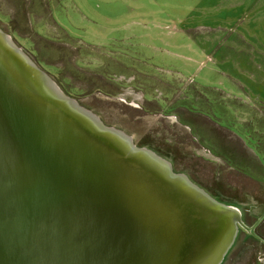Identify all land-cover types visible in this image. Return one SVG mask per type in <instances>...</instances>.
Returning <instances> with one entry per match:
<instances>
[{
	"label": "water",
	"instance_id": "95a60500",
	"mask_svg": "<svg viewBox=\"0 0 264 264\" xmlns=\"http://www.w3.org/2000/svg\"><path fill=\"white\" fill-rule=\"evenodd\" d=\"M248 231L67 96L0 28V264H221Z\"/></svg>",
	"mask_w": 264,
	"mask_h": 264
},
{
	"label": "rangeland",
	"instance_id": "374dc122",
	"mask_svg": "<svg viewBox=\"0 0 264 264\" xmlns=\"http://www.w3.org/2000/svg\"><path fill=\"white\" fill-rule=\"evenodd\" d=\"M0 28L45 72L56 66L64 88L109 94L80 103L124 114L134 141L171 158L177 173L238 203L263 191L264 76L250 67L264 66V0H0ZM244 64L254 84L237 71ZM183 106L254 149L246 165L234 162L239 153L224 154L250 180L200 152L202 138L176 124ZM204 125L212 155L220 142L236 144Z\"/></svg>",
	"mask_w": 264,
	"mask_h": 264
},
{
	"label": "flooded vegetation",
	"instance_id": "af4514ba",
	"mask_svg": "<svg viewBox=\"0 0 264 264\" xmlns=\"http://www.w3.org/2000/svg\"><path fill=\"white\" fill-rule=\"evenodd\" d=\"M12 39L32 59V61L40 69L43 70L42 65H44V63L39 60L36 61L32 57V55L29 54L28 51H26L23 47H21L13 37ZM115 63L120 64L119 60L117 59ZM51 66L55 70V73L53 75L48 74L47 72L46 73L56 82V84L60 87V89L67 96L77 100L80 105H82L83 107L95 113L105 125L124 131L125 133L130 135L134 141V136L131 135L129 132L133 134L135 133L136 130L133 129L131 122L126 121V116L124 114H121L119 111H116L117 109L110 110L103 106H99L98 108L94 109V108L87 107L86 105H83L80 103V100L82 99L93 100L94 97H96L97 99L101 97L111 98L109 94L101 93V91H98L97 93H94V94H88V93L83 94V93L76 92V87L71 88V90L67 89V87L64 88V86H62V84L56 80V74L58 73V68L53 65ZM104 80L106 83H108L109 85H112L114 88L122 87L117 82L111 81L107 78H104ZM145 98H146V95L143 99L145 100ZM146 102H148V100H146ZM189 113H193V112H189ZM146 114H148V112H144L143 115H146ZM180 121L181 119L179 120V122H176V124L180 125L181 124ZM134 143L138 145V143H136L135 141ZM144 147L148 149L152 148V147H149L148 145H144ZM162 155L167 157L165 154H162ZM166 159L170 161V163L172 164L173 170L175 171V168H174L175 163L169 157H167ZM181 173L185 174L193 183H195L197 186L205 190L215 200L221 203H224L226 205L234 206V207L239 205V207L237 206L236 208L240 211L242 221L248 231L242 228L238 229L235 242L230 248V250L228 251V253L226 254V256L224 257V260L221 264H264V209H263L264 188H263V191L261 192H256L253 194H246V197H249L251 199H249L247 203L243 204V203H238L237 201L224 199L222 194L220 193L221 191L220 189H217V191H211L208 188H205L198 182L191 179V177L187 174V172L181 171Z\"/></svg>",
	"mask_w": 264,
	"mask_h": 264
},
{
	"label": "crops",
	"instance_id": "0c3cea01",
	"mask_svg": "<svg viewBox=\"0 0 264 264\" xmlns=\"http://www.w3.org/2000/svg\"><path fill=\"white\" fill-rule=\"evenodd\" d=\"M238 52H242V50H238L236 49ZM260 62H257L256 65L250 67L252 68L255 72H258V74H262L264 76V66L262 64H259ZM246 64L243 65L242 68L238 67L237 71L239 72V74L242 76V74H245V71L248 69V67H245ZM253 73L250 72V69H249V72L245 74V76H243L244 79H247L248 82L250 81V84H254V79H253ZM227 76H229L227 73L225 74ZM240 84V83H239ZM258 84H262L264 85V80H262L261 82H259ZM260 98V97H259ZM258 98V99H259ZM185 107L183 106V109ZM187 109V108H185ZM184 109V110H185ZM187 112H183L182 115H179V117H181V125L184 127L185 130H188L189 132H191L192 134H195L197 137L199 138H202V144H200V152H203L204 155L206 153V155L208 154V156H212L214 157V159L217 161V163L219 164H223L227 169L228 171H233L235 172L236 174H239L240 176H243V177H246L245 175H243L241 172L239 171H236L230 160L224 158V154H227L229 153L230 154V157L236 155L239 153V155L237 156V159L238 160H235L234 162L236 163H239V164H242V165H246L248 163H246V161L248 160H245V159H251L253 160L255 157H254V149L251 147V149L247 148L245 146V143L238 137L232 135V133L228 132L226 129H224L223 127H220L218 126L217 124H215L212 119L208 116V115H202L201 113H197V112H193V111H190V109L186 110ZM189 112H193V113H189ZM264 116V113L261 112ZM203 120V123L202 124H199L198 122H202ZM208 123H211V126H215L217 129L219 130H222V131H225V133H228L230 136H231V139L232 140H235L236 144H222V142L218 143L217 146H213L215 148V151L218 153L217 155H212L211 154V151H210V148L209 146H206L204 145L205 143H207L205 140V138L208 137V131L206 128V126L204 124H206V122ZM223 128V129H222ZM240 143V144H239ZM209 144V143H207ZM231 147H233L234 149V153L231 149ZM227 157V156H225ZM228 157V158H230ZM250 160V161H251ZM255 165H257L256 163H254ZM239 170V169H238ZM246 179H249L248 177H246ZM250 180V179H249Z\"/></svg>",
	"mask_w": 264,
	"mask_h": 264
},
{
	"label": "trees",
	"instance_id": "16d2710c",
	"mask_svg": "<svg viewBox=\"0 0 264 264\" xmlns=\"http://www.w3.org/2000/svg\"><path fill=\"white\" fill-rule=\"evenodd\" d=\"M138 147H142V146H139V145H137ZM144 147V146H143ZM152 151H154L156 154H158V155H160V156H162L163 158H167V157H165L164 155H162L160 152H158V151H156V150H154V149H152V148H150ZM170 162V161H169ZM176 172V171H175Z\"/></svg>",
	"mask_w": 264,
	"mask_h": 264
}]
</instances>
